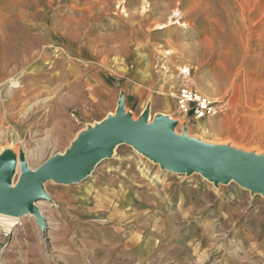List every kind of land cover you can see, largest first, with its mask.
<instances>
[{
    "label": "rangeland",
    "instance_id": "1",
    "mask_svg": "<svg viewBox=\"0 0 264 264\" xmlns=\"http://www.w3.org/2000/svg\"><path fill=\"white\" fill-rule=\"evenodd\" d=\"M123 1L0 0V153L34 170L114 115L121 93L140 95L152 121L172 87L178 135L264 155V0ZM182 85L216 102L200 121L210 131L179 113ZM48 130L55 142L32 157ZM114 156L81 186L47 182L45 236L30 219L0 230L2 264H264L263 196L172 174L128 145Z\"/></svg>",
    "mask_w": 264,
    "mask_h": 264
},
{
    "label": "water",
    "instance_id": "2",
    "mask_svg": "<svg viewBox=\"0 0 264 264\" xmlns=\"http://www.w3.org/2000/svg\"><path fill=\"white\" fill-rule=\"evenodd\" d=\"M150 118L151 108L147 105L134 120L126 111L121 93L114 115L87 127L63 155L48 157L32 170L21 152L20 177L14 187L11 179L16 157L10 150H4L0 154V214L10 217L32 214L45 236L46 220L35 205L41 200L51 202L43 186L50 180L64 185L80 183L122 144L131 146L162 170L187 176L198 173L214 186L235 182L251 194L264 197V155L207 145L189 137L185 127L180 135L176 134L177 123L168 116L158 113L152 121Z\"/></svg>",
    "mask_w": 264,
    "mask_h": 264
},
{
    "label": "bare ground",
    "instance_id": "3",
    "mask_svg": "<svg viewBox=\"0 0 264 264\" xmlns=\"http://www.w3.org/2000/svg\"><path fill=\"white\" fill-rule=\"evenodd\" d=\"M148 1L149 0H144L143 2H142V6H141V11H144V9H146V5L148 4ZM214 1H216V0H214ZM213 1V2H214ZM219 3H220V5H222L223 3H226L227 1H229V0H223V1H220V0H217ZM232 0H230V2H231ZM246 1V0H245ZM118 3L120 4V5H122L123 3H124V1L123 0H118ZM232 3V2H231ZM213 5V4H212ZM232 8V7H231ZM234 8V7H233ZM176 13H177V11H175ZM233 12V11H232ZM173 13V12H172ZM167 14V13H166ZM124 15V14H123ZM128 15V14H127ZM232 15V14H231ZM177 17V16H176ZM179 17V16H178ZM173 21V20H172ZM172 21L171 22H168V23H166V24H162V23H157L156 25H155V27H154V30H160V29H164V28H166L167 26H168V24H170V25H172L173 23H172ZM244 21V20H243ZM242 22V21H241ZM183 26H185L184 24H183ZM138 50H140V49H138ZM31 52V51H30ZM29 52V54H31ZM159 52V51H158ZM39 55V52H35L34 54H33V56H31L32 57V59H34V57H37ZM164 56H169L170 54H169V52H165L164 54H163ZM40 56V55H39ZM141 59V57L140 58H138V60L137 61H139ZM168 60V59H167ZM27 61H30V60H27ZM27 61H25V62H27ZM31 63V62H30ZM24 64V63H23ZM164 67V72H163V79H165V81H168V79H170L171 80V75H169V72H167V67H165V66H163ZM177 71H179V72H181L182 74H184V78H186L187 77V74H189V72H190V70L187 68V67H184V66H182V67H179L178 68V70ZM172 72V71H171ZM74 80L76 81V78H74ZM11 87L12 88H14V90L15 89H19L20 87H19V84L16 82V81H13L12 83H11ZM171 89H172V87H171ZM169 90L168 91V99H169V97L171 98V97H173L174 96V94H173V92H172V90ZM206 94V93H205ZM208 95V94H207ZM208 100H209V98H208ZM212 99H210L209 101H211ZM213 103H216L215 101L213 102ZM211 126V125H210ZM214 127V126H213ZM216 127V126H215ZM196 128H197V130H202V131H204V130H206V131H208L209 130V127L207 128L206 126H204L200 121H198V123H197V126H196ZM177 129H178V127H176L175 128V132H176V134H177ZM210 131V130H209ZM55 139H56V137H55V134H54V132L53 131H51V130H48L46 133H45V136L41 139V143H40V145H39V147L37 148V149H34V150H32L30 153H31V156L32 157H36V158H38L39 157V155L41 154V152H42V149L43 148H46V147H48V146H50V145H53V143L55 142ZM132 148V147H131ZM116 149H117V147L116 148H114V150H113V152H112V158H114L115 156V154H116ZM133 149V148H132ZM134 150V149H133ZM4 151V150H3ZM2 151V152H3ZM135 151V150H134ZM1 152V153H2ZM136 152V151H135ZM255 152H256V154L257 155H259V153H258V151L257 150H255ZM0 153V154H1ZM138 153V152H137ZM139 154V153H138ZM60 155H63V154H60ZM139 155H141V154H139ZM28 156V155H27ZM27 156L25 155V158H26V162L28 163V161H27ZM142 156V155H141ZM31 157V158H32ZM35 158V159H36ZM102 161H104V160H102ZM101 161V162H102ZM100 162V163H101ZM99 163V164H100ZM28 166H29V164H28ZM96 168V167H95ZM33 170V169H32ZM19 171H20V168H19V164H18V161H17V159H16V164H15V168H14V174H13V176H12V179H11V184H12V187H14L15 185H16V183L18 182V180H19V177H20V173H19ZM93 172V171H92ZM172 174H174V173H172ZM175 174H177V173H175ZM193 174H198V173H193ZM182 175H184V176H186V177H189V176H191V175H189V176H187V175H185V174H182ZM90 176V175H89ZM85 180V179H84ZM87 180V179H86ZM49 182H53V181H48V183ZM82 182V183H81ZM80 183H73V185H78V186H81V184H83V182L84 181H81ZM80 184V185H79ZM71 185V184H70ZM43 188H44V191L46 192V190H45V185L43 186ZM46 194L48 195V193L46 192ZM48 201H45V200H41V201H38L35 205H36V207L38 208V210H39V212L42 214V216H44V214H43V210H44V207H46V206H48V203H47ZM26 219H30V220H34L35 221V219H34V216L32 215V214H26V215H22V216H19V217H10V216H6V215H2V214H0V230L2 231L1 233H6V232H10V231H12V230H15V231H17L18 229H20L21 227H23V224L26 222ZM190 244H192V243H190ZM192 246V245H191ZM195 246V245H194ZM131 247H132V245L130 244V243H126V245H125V249H127V252L128 253H130V252H132V249H131ZM217 249H218V247H217ZM220 249V248H219ZM219 249H218V251H219ZM192 250V249H191ZM200 249H199V247L196 249H194L193 251H199ZM221 250V249H220ZM201 251V250H200ZM197 253V252H196ZM199 254V253H198ZM198 258V257H197ZM200 258V257H199ZM203 258V257H202ZM201 258V259H202ZM191 260V259H190ZM200 260V259H199ZM189 261V260H188ZM203 261V260H202ZM205 261V260H204ZM192 262V261H191ZM64 263V262H63ZM194 264V263H193Z\"/></svg>",
    "mask_w": 264,
    "mask_h": 264
},
{
    "label": "built area",
    "instance_id": "4",
    "mask_svg": "<svg viewBox=\"0 0 264 264\" xmlns=\"http://www.w3.org/2000/svg\"><path fill=\"white\" fill-rule=\"evenodd\" d=\"M175 103L180 114L190 116L196 121L209 119L215 114L217 107L216 103L209 101L193 88L183 85L179 87Z\"/></svg>",
    "mask_w": 264,
    "mask_h": 264
},
{
    "label": "crops",
    "instance_id": "5",
    "mask_svg": "<svg viewBox=\"0 0 264 264\" xmlns=\"http://www.w3.org/2000/svg\"><path fill=\"white\" fill-rule=\"evenodd\" d=\"M175 92H176V89H175ZM157 94L162 95L159 92ZM131 97L132 98L130 100H128V98L125 97V99H124L126 101L125 107L127 108L128 101L131 102V100H132V102H133V103L131 102L132 104H134L136 102L135 108L138 109V112L137 113H138V116H139L141 114V112L144 110V108L147 106V104L143 101V99H141L140 95L131 94ZM163 99L165 100V97L164 96H163ZM155 100H156V96L153 97L152 104H154ZM165 101L166 102L162 106L161 111H159V114H162V115H165V116L170 117L172 115V113H174V110L172 108V106H173V104H172L173 99H167ZM151 113H152V111H151Z\"/></svg>",
    "mask_w": 264,
    "mask_h": 264
}]
</instances>
